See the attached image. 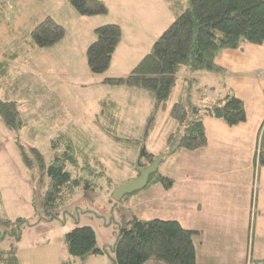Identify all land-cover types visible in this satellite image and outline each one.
<instances>
[{
  "label": "rangeland",
  "instance_id": "obj_1",
  "mask_svg": "<svg viewBox=\"0 0 264 264\" xmlns=\"http://www.w3.org/2000/svg\"><path fill=\"white\" fill-rule=\"evenodd\" d=\"M99 1L106 6L105 14H80L69 0H0V99L15 101L22 122L21 128L14 131L0 118V217L24 219L20 224L19 243L27 248L29 259L37 264H65L67 261L78 264V258L69 256L64 241V235L76 226L92 227L97 246L107 249V254L89 255L82 264H111L114 254L110 247L125 220L134 215L140 219L171 217V203L162 205L163 210L153 211L160 205L158 202L149 207L146 189L150 183L120 200L112 197L116 187L138 175L136 161L143 146L156 156L168 151L163 137L173 131L168 111L155 110L156 128L144 140L150 116L147 109L154 106L152 94L123 84L97 83L108 73L116 76L121 66L122 70L128 67L131 71L141 56L150 52L163 30L186 9L188 2ZM46 16L61 24L65 34L52 47L40 48L31 42L30 32ZM109 23L118 24L121 29L117 47L122 44L113 54L117 60L113 61V66L109 65L104 75L93 74L86 65V50L96 38L95 28ZM72 46L76 49L74 53ZM180 71L167 103L168 109L180 97L182 102L193 106H208L223 91L224 80L218 73H211L213 76L199 74L185 80V73ZM122 72L128 74L129 71ZM103 101L115 103L112 111L120 123H102L101 129L97 117L106 119L99 114ZM107 111L111 112L108 107ZM108 128L112 134L106 131ZM57 138L61 141L59 150L65 148L67 140L72 141L76 147L84 146L88 150L90 162L93 155L97 156L105 168L94 163L91 172L81 170L79 175L85 177L92 188H84L82 182L73 196L54 212L56 218L50 220L45 218L41 205L47 177L41 174L36 161L31 169L22 163L20 146L32 156L30 148H36L48 165L55 152L51 142ZM171 154L163 157L158 174L164 175ZM263 189L264 182H261L260 194ZM0 229L9 230L2 224ZM259 231H262L259 219L256 223L252 219L246 264H255L260 260L258 252L264 250V233ZM12 242L13 238L7 236L0 240V248L6 249ZM152 263V258L146 262Z\"/></svg>",
  "mask_w": 264,
  "mask_h": 264
},
{
  "label": "trees",
  "instance_id": "obj_2",
  "mask_svg": "<svg viewBox=\"0 0 264 264\" xmlns=\"http://www.w3.org/2000/svg\"><path fill=\"white\" fill-rule=\"evenodd\" d=\"M69 2L76 12L83 15H99L107 11L106 6L99 0ZM187 2L186 9L163 30L152 44L150 52L146 53L128 74L105 75L101 80L103 84H123L152 94L154 106L149 110L150 116L142 137L144 140L148 139L156 124L153 116L155 110L168 111L171 123L176 124V130L167 137V147H172L171 151L168 149L167 154L179 149L192 152L204 148L207 144L202 122L204 117L218 118L229 126L247 120L244 103L233 94H226L204 107L184 103L180 97L181 100L179 98V101L174 102L168 109L167 103L173 94L179 71L185 68L192 72L221 73L223 68L215 62L221 51L235 50L243 44L259 45L264 42V0ZM64 34L63 26L46 16L33 27L30 38L34 45L44 48L56 44ZM95 34V40L86 50V65L91 73L104 75L120 41L121 29L118 24L109 23L96 27ZM113 106L115 105L112 101H103L99 114H103L106 119L97 117L101 129L102 123H120L114 116ZM107 107L111 112L107 111ZM18 114L15 101L0 99V118L6 127L14 131L21 128L22 122ZM106 131L112 134L109 128ZM115 140L120 142L118 138ZM59 144L61 141L58 138L52 140L51 146L55 152L48 165H45L42 154L36 148H30L32 156L20 146L22 163L31 169L36 161L41 174L47 177L41 205L45 218L50 220L56 218L54 212L73 196L82 182L84 188H92V184L79 175L81 170L88 169L91 172V164L94 163H97L99 168H105L97 156L93 155V161L90 162L88 150L86 151L84 146L78 148L72 141L67 140L65 148L61 151ZM259 147L256 153L257 164L264 166V125ZM156 157L143 146L136 165L146 167ZM154 182L160 183L165 189L170 188L173 183L170 177L158 174L157 171L150 175L148 184ZM23 222L22 217L15 220L0 217V225L9 228L0 229V240H5L7 236L13 238L8 248H0V264L18 263L17 243L21 238L20 224ZM196 233L182 227L176 220L140 219L134 215L120 224L117 239L110 247L114 254L111 264H146L151 258L154 259L153 264H196L193 242ZM64 241L69 256L78 258V264H82L89 255L107 254L105 247L97 246L95 232L90 226L72 228L64 235ZM65 264L72 263L67 261ZM255 264H264V260H258Z\"/></svg>",
  "mask_w": 264,
  "mask_h": 264
},
{
  "label": "crops",
  "instance_id": "obj_3",
  "mask_svg": "<svg viewBox=\"0 0 264 264\" xmlns=\"http://www.w3.org/2000/svg\"><path fill=\"white\" fill-rule=\"evenodd\" d=\"M72 52H76L73 46ZM114 57L110 66L117 60V56L116 60ZM215 62L224 70L215 72L222 76L224 85L222 93L214 100L226 94L235 95L245 105L247 120L229 126L218 118L204 117L207 144L192 152L183 149L173 152L164 168V176L172 179V186L165 189L158 182L150 183L146 189L147 203L149 207L156 202L160 204L153 211L163 210L162 205L171 203V217L166 219L176 220L182 227L197 232L193 236L196 264H246L252 219L255 223L259 219L262 230L259 233H264V189L262 194L259 193V186L264 182V166L257 164L256 156L264 125V43L223 50ZM122 67L114 75L124 76L126 74L122 71L130 72V68L122 70ZM181 70L186 75L185 80L199 74L213 76L211 73H214ZM170 124L173 129L170 133H173L176 124L171 121ZM170 133L163 136L166 147ZM20 240L17 243V264H37L34 259H29L25 252L27 248L19 243ZM263 258L264 250L261 249L258 259Z\"/></svg>",
  "mask_w": 264,
  "mask_h": 264
},
{
  "label": "water",
  "instance_id": "obj_4",
  "mask_svg": "<svg viewBox=\"0 0 264 264\" xmlns=\"http://www.w3.org/2000/svg\"><path fill=\"white\" fill-rule=\"evenodd\" d=\"M171 150L172 147L170 146L169 151ZM166 154L167 153L157 155V157L146 167L136 165L138 175L135 178L116 187L112 192V197L116 200H120L125 195L145 188L148 184L150 175L157 171L160 162Z\"/></svg>",
  "mask_w": 264,
  "mask_h": 264
}]
</instances>
